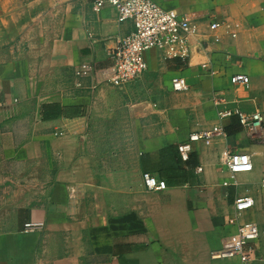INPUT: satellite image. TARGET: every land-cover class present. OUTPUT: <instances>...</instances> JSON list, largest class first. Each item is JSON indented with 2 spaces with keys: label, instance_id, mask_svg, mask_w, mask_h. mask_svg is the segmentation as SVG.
<instances>
[{
  "label": "crops",
  "instance_id": "0c3cea01",
  "mask_svg": "<svg viewBox=\"0 0 264 264\" xmlns=\"http://www.w3.org/2000/svg\"><path fill=\"white\" fill-rule=\"evenodd\" d=\"M151 1L195 21L199 46L186 62L147 52L138 80L90 92L78 71L109 68L131 24L95 0H0V264H240L211 255L242 223L262 232L252 264H264V136L217 117L264 119V0ZM217 125L225 137L193 143L183 162L177 147ZM228 151L252 170L226 172ZM145 172L167 189L147 192ZM243 197L253 207L236 218ZM27 222L43 228L24 233Z\"/></svg>",
  "mask_w": 264,
  "mask_h": 264
},
{
  "label": "built area",
  "instance_id": "2783aa9c",
  "mask_svg": "<svg viewBox=\"0 0 264 264\" xmlns=\"http://www.w3.org/2000/svg\"><path fill=\"white\" fill-rule=\"evenodd\" d=\"M105 7L116 11V21L119 25L129 22L132 30L115 39L114 48L110 52L111 66L98 70L91 64H85L78 71V78L89 81L88 91L94 92L103 85L122 87L138 80L147 70L145 55L156 50L170 59L186 62L194 48L199 46L200 29L197 23L175 10H166L151 0H95L93 9L100 12ZM221 25L217 22L209 24V30L218 32ZM234 37V35H231ZM212 41L219 42L218 36ZM233 85L248 87L249 79L240 74L231 76ZM82 88V81L74 84ZM171 88L174 92H186L188 84L184 78L172 79ZM214 104L219 106L220 101L214 99ZM220 121L236 117L239 125L250 138H262L263 116L259 112L246 114L235 109H222L217 112ZM58 135H62L59 133ZM225 137L221 126L217 125L208 131L194 132L188 137L187 142L180 144L177 151L183 162L188 161L192 144L199 141H210L213 137ZM200 170V169H198ZM252 170L249 155L228 151L225 155V171L231 174L248 173ZM142 186L147 192H163L167 189L164 180L158 179L150 173L142 174ZM264 190V180L260 182ZM253 207V200L248 197L238 198L233 203L235 217H240ZM43 228L42 223L27 222L23 226L24 233L35 232ZM262 232L253 223H242L236 228L234 234L224 238L220 248L211 255L212 259H234L240 264H252L255 255V242Z\"/></svg>",
  "mask_w": 264,
  "mask_h": 264
}]
</instances>
